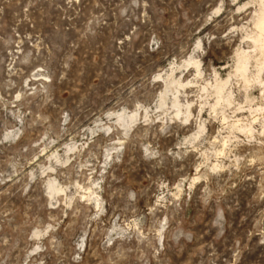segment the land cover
Wrapping results in <instances>:
<instances>
[{
  "label": "rangeland",
  "instance_id": "374dc122",
  "mask_svg": "<svg viewBox=\"0 0 264 264\" xmlns=\"http://www.w3.org/2000/svg\"><path fill=\"white\" fill-rule=\"evenodd\" d=\"M255 2L0 0V264H264Z\"/></svg>",
  "mask_w": 264,
  "mask_h": 264
},
{
  "label": "bare ground",
  "instance_id": "6f19581e",
  "mask_svg": "<svg viewBox=\"0 0 264 264\" xmlns=\"http://www.w3.org/2000/svg\"><path fill=\"white\" fill-rule=\"evenodd\" d=\"M256 1V0H255ZM258 1V3L257 2H255V3H257V4H255V3H253V4H255L254 6H256L257 7V9L256 10H253L254 12V14H253V18H252V24H253V28H254V33H253V35H251L252 37H250V39L249 40H251V42H252V45H253V49L254 50H252V51H255V52H258V56L260 55V58L262 57V59H263V61L261 62V61H258V60H260V59H258V60H255V58H256V56H252V55H250V54H248V53H245V52H238L237 53V55H236V61H235V70H234V74H235V76H237L238 78H240L241 79V81L243 82V84H244V87H246V86H248V84H250L249 83V80H248V73H249V67H250V65H251V61H255L256 63H258V62H261L260 63V65L259 64H257V65H259L258 66V72L257 73H259L263 68H264V0H257ZM252 4V5H253ZM248 5H250V3L248 4ZM248 5H247V7H248ZM255 7V8H256ZM242 10H244L243 8H242ZM251 52V51H250ZM253 53V52H252ZM251 53V54H252ZM197 61V60H196ZM194 62L193 60H190L187 64H191V65H193L194 67H195V69H196V72H197V74L198 75H200L199 74V64L197 63V62ZM254 62V63H255ZM256 65V64H255ZM175 66V65H174ZM181 71V70H180ZM173 73V72H172ZM258 75V74H257ZM259 76V75H258ZM257 79V82L259 83V84H261V86L263 85L264 86V83H262V81H260V79L259 78H256ZM255 79V80H256ZM166 83V85H167V88H168V86L170 85V84H176L178 87H183V85L181 86V84H180V82L178 83H175L174 82V79H173V77L171 78L170 76H168L167 77V82H165ZM227 83H228V81H221V80H217L216 81V83L214 84L215 86L213 87V89L212 90H214V95H215V98H216V102H215V106H218V105H225V106H230L231 105V101H232V99H231V95L230 94H228V93H226V86H227ZM257 83V84H258ZM262 86V87H263ZM204 88H206V89H204ZM203 88V91H205V90H207V87H204ZM162 98V97H161ZM164 101V100H163ZM162 101V102H163ZM177 102L178 101H174L173 102V106L177 109L178 108V105L179 104H177ZM214 107V106H213ZM186 109H188V108H186ZM179 110V109H178ZM177 113H179V111H177ZM119 117V116H118ZM132 118V117H131ZM187 118V117H186ZM133 119V118H132ZM188 119V118H187ZM186 119V120H187ZM120 122H123V120H124V118H123V116H120L119 117V119H118ZM122 125V124H121ZM234 127H236L237 128V126H234ZM239 131L240 132H245V134H247V133H252L251 131V128L250 127H248L247 126V128H239ZM264 131V130H263ZM262 131V132H263ZM195 181V180H194ZM48 190L50 191V194L51 193H57L58 192V190L53 186V185H49V187H48Z\"/></svg>",
  "mask_w": 264,
  "mask_h": 264
}]
</instances>
